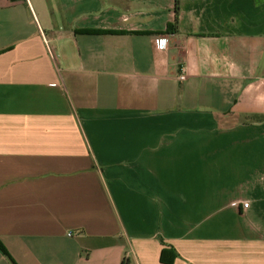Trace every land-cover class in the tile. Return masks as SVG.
<instances>
[{
	"label": "crops",
	"instance_id": "1",
	"mask_svg": "<svg viewBox=\"0 0 264 264\" xmlns=\"http://www.w3.org/2000/svg\"><path fill=\"white\" fill-rule=\"evenodd\" d=\"M175 16V0H0L16 264H264V0H180L167 31Z\"/></svg>",
	"mask_w": 264,
	"mask_h": 264
},
{
	"label": "trees",
	"instance_id": "2",
	"mask_svg": "<svg viewBox=\"0 0 264 264\" xmlns=\"http://www.w3.org/2000/svg\"><path fill=\"white\" fill-rule=\"evenodd\" d=\"M179 11H180V0H175V14H176L175 22L169 25V27L167 28V31H176L177 30ZM0 250L3 252L4 255H6L12 261L13 264H16L12 260L10 255L7 253L6 249L4 248V246L2 245L1 242H0ZM168 255H171V257L167 258ZM177 257H178V255L176 254V252L174 250L163 249V251L161 253V262H163L165 264H173L175 262V260L177 259ZM122 264H128V263H126V261H123Z\"/></svg>",
	"mask_w": 264,
	"mask_h": 264
},
{
	"label": "built area",
	"instance_id": "3",
	"mask_svg": "<svg viewBox=\"0 0 264 264\" xmlns=\"http://www.w3.org/2000/svg\"><path fill=\"white\" fill-rule=\"evenodd\" d=\"M163 43H164V39H156V44H157V46H161L160 44L163 45ZM185 79H186L185 75L181 74V75L179 76V80H180V81H183V80H185ZM243 206H244L245 208H248V207H249V203H244Z\"/></svg>",
	"mask_w": 264,
	"mask_h": 264
}]
</instances>
